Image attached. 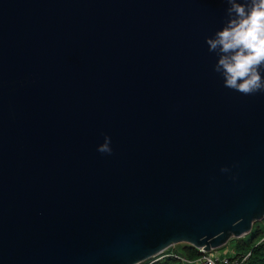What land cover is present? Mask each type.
I'll list each match as a JSON object with an SVG mask.
<instances>
[{
	"label": "water",
	"instance_id": "1",
	"mask_svg": "<svg viewBox=\"0 0 264 264\" xmlns=\"http://www.w3.org/2000/svg\"><path fill=\"white\" fill-rule=\"evenodd\" d=\"M229 7L0 0V264L209 252L264 218V92L206 43Z\"/></svg>",
	"mask_w": 264,
	"mask_h": 264
},
{
	"label": "clouds",
	"instance_id": "2",
	"mask_svg": "<svg viewBox=\"0 0 264 264\" xmlns=\"http://www.w3.org/2000/svg\"><path fill=\"white\" fill-rule=\"evenodd\" d=\"M228 20L222 30L206 38L210 52L218 54L215 71L224 86L245 95L264 92V0H226ZM98 151L111 154L110 137Z\"/></svg>",
	"mask_w": 264,
	"mask_h": 264
},
{
	"label": "trees",
	"instance_id": "3",
	"mask_svg": "<svg viewBox=\"0 0 264 264\" xmlns=\"http://www.w3.org/2000/svg\"><path fill=\"white\" fill-rule=\"evenodd\" d=\"M254 225H255V223L253 224V226ZM236 240H237L238 248L242 249L243 244L240 242L239 238H236ZM171 250H174V251H176V252H178V253H180V254H182L185 257L190 258V259H195L201 255V252L199 249L193 247L192 245H190L189 243H186V242H182V246L180 247L179 251L172 249L171 247L168 248L166 251L168 252ZM242 250L243 251H240V252L238 250V252L239 253L250 252L249 258L245 264H264V234L261 236L255 237L252 245L246 246V250L245 249H242ZM166 251H165V253H167ZM158 256L159 255H156L155 257H152V258L146 260L145 262L147 264H172V263H170V260L178 261V260H176L172 257H168V256H163V257L157 259ZM163 259H166V261L162 262ZM178 264H182V263L179 262Z\"/></svg>",
	"mask_w": 264,
	"mask_h": 264
},
{
	"label": "built area",
	"instance_id": "4",
	"mask_svg": "<svg viewBox=\"0 0 264 264\" xmlns=\"http://www.w3.org/2000/svg\"><path fill=\"white\" fill-rule=\"evenodd\" d=\"M199 250L201 252V255L195 259L187 258L183 255L175 253L174 251H166L167 253H165L164 251L158 254L160 257L158 256L157 259L163 256H168L178 260L182 264H245L250 255V252H244L234 256L221 258L214 250L209 252L202 249Z\"/></svg>",
	"mask_w": 264,
	"mask_h": 264
},
{
	"label": "rangeland",
	"instance_id": "5",
	"mask_svg": "<svg viewBox=\"0 0 264 264\" xmlns=\"http://www.w3.org/2000/svg\"><path fill=\"white\" fill-rule=\"evenodd\" d=\"M263 234H264V218L262 220H258V221L255 222V225L251 229L250 233H248L247 235L239 238L240 242L243 244V248L242 249L246 250V246L252 245L255 237L261 236ZM181 246H182V242L175 244L171 248L179 251ZM242 249L238 248L237 240H236V238H233V239L229 240L227 242V244H225L224 246H222L220 248L215 249L214 251L219 255V257L224 258V257H230V256L237 255V254H239L238 250L239 251H243ZM218 250L220 252H223L224 254H228V256H222L218 252ZM171 251H174V250H171ZM174 252L178 253L176 251H174ZM178 254H180V253H178ZM180 255H182V254H180ZM165 261H166V259L162 260V262H165ZM170 263L178 264L179 262L178 261H174V260H170ZM141 264H147V263L144 261Z\"/></svg>",
	"mask_w": 264,
	"mask_h": 264
},
{
	"label": "crops",
	"instance_id": "6",
	"mask_svg": "<svg viewBox=\"0 0 264 264\" xmlns=\"http://www.w3.org/2000/svg\"><path fill=\"white\" fill-rule=\"evenodd\" d=\"M218 252L222 255V256H228V254H224L223 252H220L219 250H218ZM237 252V251H236ZM235 252V253H236ZM240 252V251H239Z\"/></svg>",
	"mask_w": 264,
	"mask_h": 264
}]
</instances>
